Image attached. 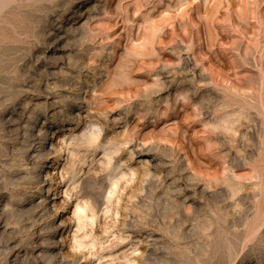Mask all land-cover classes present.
<instances>
[{"label": "clouds", "instance_id": "clouds-1", "mask_svg": "<svg viewBox=\"0 0 264 264\" xmlns=\"http://www.w3.org/2000/svg\"><path fill=\"white\" fill-rule=\"evenodd\" d=\"M0 264H264V0H15Z\"/></svg>", "mask_w": 264, "mask_h": 264}, {"label": "rangeland", "instance_id": "rangeland-1", "mask_svg": "<svg viewBox=\"0 0 264 264\" xmlns=\"http://www.w3.org/2000/svg\"><path fill=\"white\" fill-rule=\"evenodd\" d=\"M7 6V7H6ZM8 8H15V0H0V17H3L8 14ZM182 9H177V15H182ZM237 14L241 17L247 16L248 9L246 6L241 7L238 9ZM14 19L20 23L23 24L25 22V14L22 11H14L13 13ZM225 23L228 24L229 27H235L231 25L230 18L225 21ZM208 150L210 152H214L215 145H212L211 143L208 144ZM220 159H224V157H220ZM225 171H230L229 169L225 168ZM212 175H215L214 173ZM88 208L86 207V212L82 213L81 215H84L85 219H88L87 217Z\"/></svg>", "mask_w": 264, "mask_h": 264}, {"label": "bare ground", "instance_id": "bare-ground-1", "mask_svg": "<svg viewBox=\"0 0 264 264\" xmlns=\"http://www.w3.org/2000/svg\"><path fill=\"white\" fill-rule=\"evenodd\" d=\"M84 212H86V207H84V208H82V209L80 210V213H81V214L84 213ZM82 216H84V215H82Z\"/></svg>", "mask_w": 264, "mask_h": 264}]
</instances>
